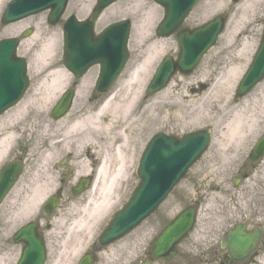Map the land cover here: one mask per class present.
<instances>
[{
  "label": "rangeland",
  "instance_id": "374dc122",
  "mask_svg": "<svg viewBox=\"0 0 264 264\" xmlns=\"http://www.w3.org/2000/svg\"><path fill=\"white\" fill-rule=\"evenodd\" d=\"M9 1L11 0H4L0 5V16ZM233 1L219 0L211 7V9H216L206 15L208 10L203 7L208 0H199L197 6L183 22L182 27L193 29L208 22L216 15L227 12L226 27L218 37L215 46L207 52L198 68L190 76H173L164 91L148 99H143L145 88L156 65L163 56L174 58L177 52L174 35L167 39H158L154 34L157 24L163 17L162 8L152 0H122L110 7L109 10L107 9L105 19L100 20L99 18L97 22L95 21L94 31L96 33L107 25L121 20L129 21L131 26L127 47L128 61L111 90V94L115 98L114 102H120L122 105L120 111L125 107H130L129 113L119 121L116 114L109 110L106 111L102 117V124L105 127L100 131V138L108 141V137H116L119 144H123L125 141L124 151L128 156L133 157V161L128 165L129 167L130 164L132 165L128 176L129 180L126 182L119 179L115 186L114 195L118 196L115 197V201L110 203L111 208L106 213L108 215L105 220L95 226L89 238L86 234L81 236L78 243L73 239L75 229L70 233L73 228L70 224L71 219L63 214L69 213L71 206L81 208L87 204L88 198L84 194L72 198L70 193V189L83 176L77 178L74 176L76 169L68 155L62 154L51 164L44 166L39 161V154L53 145H55V149L59 150L57 145L59 140L55 136L58 137L67 132L72 119L82 115V112L78 113L80 110H85L87 113L88 109H96L101 104L100 98L94 94L91 95L98 67H93L82 79L75 81L62 62V26L65 19L71 15L75 16L77 20L87 19L96 0H69L59 26L47 24V13H40L27 17L21 22L0 28V40L18 39L17 55L26 60L29 78V86L22 101L0 117L2 123L0 128L5 130L9 127L8 131L14 134L10 142L4 146V148L10 147L9 149L12 151L2 154L0 168L15 159L21 160L19 152L22 148V174L0 207V260L2 259V264H16L20 257L21 245L14 244L12 236L21 226L36 219L39 221L40 232H42L47 246L46 264H76L86 251H90L89 249L96 246L94 245L96 236L105 227L112 214L126 203L137 186L138 179L135 171L138 160L147 141L156 133L182 137L197 130H208L211 136L210 147L160 206L156 213L158 217L167 212L169 218H173L179 210L194 205L198 198L214 199L215 206L212 211L215 213L218 210H224L222 205L229 196L247 198L248 205L253 210L259 203L264 202V174H259L262 177V179L258 177L262 182L260 186L245 183L233 187L231 179H229L233 174L232 168H235V163H240V157L245 155L250 145L248 142L236 148L233 142L230 143L232 135L225 136L231 129H235L234 125L236 124L232 123V118L238 112H244V121L241 122L240 129H235V132L241 130L240 132L246 133L248 138L255 139L264 129V80L247 95L234 101L236 86L248 67L261 38L264 0H259L262 5L257 7L254 17H252L254 13L243 15L242 5L245 0H238L236 3ZM152 8L156 10L155 16L152 17L153 19L149 18L150 24L145 27L141 38L135 43V27L142 24ZM27 32L28 35L25 37L24 34ZM50 36L58 39L54 65L52 64L53 59L44 53L45 40ZM149 37L152 38L151 41L148 40ZM151 43H162L164 54L156 59V63L151 58V64H148L146 73L139 78L138 83H135L133 94H130L129 91L125 93L122 87L128 83L127 81L137 65L143 64L148 58V46ZM246 44H248L247 47ZM235 66L239 68V71L235 76V81L231 84L232 89L219 88L217 82L221 80L223 70ZM56 70L66 73V81L62 85V89L56 92L51 100H46L44 97L48 91L46 87L52 82L50 74ZM83 79L86 81L85 86L78 90V85ZM75 82L76 87H74ZM198 84L206 87L202 89ZM192 87H195L198 92L193 93ZM69 88L75 90L71 107L62 118L53 120L50 117V111L64 90ZM136 93L138 94L136 95ZM28 98H33L32 104L22 109V103ZM45 103H47L46 107L41 109L40 105ZM196 109L202 110L207 115L204 121L184 119ZM7 114L11 116L4 119ZM43 132L44 135H42ZM241 136L243 134L239 135V137ZM85 150L83 159L89 160L87 149ZM64 161L65 166H62ZM96 164L99 165V161H96ZM67 167H70V170ZM70 174L71 176L68 178ZM46 178V183H50L49 188L45 189L46 197L25 211V208L28 207L26 203L32 199L31 196L28 197V189L42 186ZM60 181H62L61 184ZM55 185L57 188L54 190ZM59 187L61 200L57 210L48 218L42 216V204L50 195L55 194ZM91 197L96 198L98 194L93 192ZM47 223L49 225H46ZM140 231L135 229L122 240L108 246L107 249L113 247V250L105 255L96 254L95 264H142L133 261V243L137 234L141 233ZM74 245L85 246L76 259L70 253L67 254V251Z\"/></svg>",
  "mask_w": 264,
  "mask_h": 264
},
{
  "label": "water",
  "instance_id": "95a60500",
  "mask_svg": "<svg viewBox=\"0 0 264 264\" xmlns=\"http://www.w3.org/2000/svg\"><path fill=\"white\" fill-rule=\"evenodd\" d=\"M69 0H13L2 15L1 24L17 22L31 15L49 10L47 22L56 25ZM117 0H98L91 22H76L70 18L64 26L63 63L75 78H81L93 65L100 66L96 90L106 92L122 70L128 59L127 42L128 22L109 26L97 37L93 35V21L103 9ZM165 10L162 23L156 29L158 37H169L178 30L183 20L198 0H153ZM227 13L218 15L212 21L194 30H181L177 35L179 55L176 61L165 58L156 70L146 94L153 95L164 89L171 77L178 71L189 75L197 67L201 57L215 44L223 31ZM264 24V22H263ZM28 32L24 34L26 37ZM18 40L9 39L0 42V115L14 106L23 96L27 86L26 61L17 58ZM264 78V30L259 48L246 74L240 81L236 93L244 96ZM73 93L66 92L51 112L53 119L61 118L68 111ZM208 131H198L182 139L157 134L146 146L141 157L137 176L139 185L128 204L113 217L107 229L98 238L100 246L109 245L132 230L141 220L155 211L187 170L198 160L209 144ZM256 150V151H255ZM264 151V136L254 149V153ZM255 158V157H254ZM252 158V159H254ZM21 171L18 162L12 163L0 171V203L13 186ZM86 189L82 181L73 194ZM57 206V199L51 198L43 207L49 215ZM195 211L187 210L168 226L154 243L153 257L165 256L170 259L173 247L180 238L186 236L194 224ZM252 236L238 237L231 234L226 244L232 256L246 252L252 246ZM13 241L23 242L20 260L17 264H44L46 249L38 237L36 226L28 225L17 232ZM93 255L88 254L78 264H93Z\"/></svg>",
  "mask_w": 264,
  "mask_h": 264
},
{
  "label": "bare ground",
  "instance_id": "6f19581e",
  "mask_svg": "<svg viewBox=\"0 0 264 264\" xmlns=\"http://www.w3.org/2000/svg\"><path fill=\"white\" fill-rule=\"evenodd\" d=\"M218 1L219 0H208V2L203 7L206 8V10H208L206 15H209L210 13H212L213 9H216V8L211 9V7H213L216 3H218ZM3 2L4 0H0V5ZM118 2L114 3L110 7L114 6ZM260 5L262 4L259 0H245V2L242 5L243 15L247 16L249 13H254L252 14V17H254L253 15H256L258 9L257 7ZM110 7H108L107 9L109 10ZM107 9L103 11L100 20L105 19L106 17L105 12L108 11ZM155 13L156 10L152 8V10L149 11V13L146 16V19L142 22V24L140 26L135 27L136 29V32L134 34L135 43L139 41L143 31L145 30V27L150 24V22H148L150 20L149 18L154 17ZM250 17L248 18L249 20ZM60 24L61 23L59 22L56 26H59ZM148 40L151 41L152 38L149 37ZM45 42L46 43L44 44L45 47L44 53L45 55L53 59L52 64L54 65V58L58 47V39L56 37L50 36L45 40ZM247 46L248 44H246V47ZM162 47H163L162 43L149 44L148 58L143 62V64L137 65V67L131 73L129 80L127 81L128 83H126V85L122 87L125 93L129 91L130 94H133L132 91L135 88V83H138L139 78L146 73V68L148 67V64L149 65L151 64L150 59L153 58L156 63L157 62L156 59H159L158 57L164 54V50ZM238 71L239 68L236 66L229 69H224L223 76L221 77V80L217 82V86L219 88L228 87V89L231 90L232 89L231 84L233 81H235V76L237 75ZM65 74L64 71H60V70L51 72L50 76L52 77V82L49 86L46 87V90H48L47 94L45 96L43 95L46 100H51L54 94L62 89V85H64V81H66ZM85 82H86L85 79L81 80V82L78 85V90L84 88ZM193 90H196V88L192 87L191 91ZM137 94L138 93H136V95ZM32 100L33 98H28L27 100H25L21 105L22 109H25L28 105H31ZM114 100L115 98L111 94L105 99H103L101 101V104L96 109L90 108L88 109L87 113L85 112V110H80V112L78 113L82 112V115L80 117H76L72 119L69 127L67 128V132L61 134L58 137L55 136L59 140L57 141L59 150L55 149L54 148L55 145H53L52 147L40 152L39 154L40 155L39 161L44 166L51 164L56 160L58 156L64 154V155H68L73 161V165L76 169L74 176L76 178L79 176L90 175L91 173H93L94 175V180L92 182L90 189L84 193V196H87L86 198H88L86 202L87 204L83 205L81 208H76V206H71L70 212L69 213L67 212V214L65 213L63 214L71 219L70 224L71 227L73 228L70 230L71 231L70 233H72L73 230L75 229V232H73L75 233L73 239L74 242L76 243H78L80 237L85 234L86 236L88 235L87 238H89L90 234L93 233L95 226H98L102 220L103 221L105 220V218L108 215L106 213H108L110 211L109 209L111 208L110 203L115 201V197L118 196V195L116 196L114 195L116 190L115 187L116 184L118 183L119 179H122L127 182L129 180L128 176L132 169V165L130 164V167L128 165L129 163H132L133 157L128 156V154L125 153L124 151L125 141H123V144L122 143L119 144L116 137H108V141L102 140L100 138V131L105 127L102 124V117L106 113V111L109 110L111 113L116 114L119 121H121L120 119H122L127 115V113H129L130 107H125L124 110L120 111L122 109L121 103L120 102L116 103L114 102ZM46 105L47 103L42 104L40 105V108L44 109ZM243 114L244 112L240 111L232 118V123L236 124L234 125L235 129H240L241 122L244 121ZM7 115L4 117V119L6 118L8 119L11 116V115L7 116ZM206 116L207 115L202 110L196 109L193 110L184 119L192 120V121L193 120L204 121L206 119ZM0 124H2L1 121ZM8 129L9 127H7V129L5 130H2L0 128V160H2L3 153H5L6 151L9 152L10 147L4 148V146L8 142H10V140L14 136V134L8 131ZM235 129H231L228 133L225 134V136H231V135L232 137L236 136L237 134L235 132ZM42 135H44V132ZM85 149H87L89 160L83 159V152L86 151ZM96 161H99V165L96 164ZM68 169L70 170V167H68ZM46 181L47 178L45 179L42 186H35L33 189L32 188L28 189L29 190L28 197L31 196L32 201L28 200V202L26 203L28 207L25 208V211L27 209L29 210L35 204L40 203L41 199L46 197L45 189L49 188L48 185L50 184L49 182L46 183ZM56 188L57 186L55 185L54 190ZM93 192L97 193L98 197L96 198L91 197V194ZM84 248L85 246L83 245L82 246L74 245L67 251V254L70 253V255H72L76 259L77 256L84 250ZM112 248L113 247H110L108 249L107 247L103 248L100 250L98 255L103 256L107 252L112 251L113 250ZM67 259L69 260L68 257ZM1 261L2 259L0 260V264H2Z\"/></svg>",
  "mask_w": 264,
  "mask_h": 264
},
{
  "label": "flooded vegetation",
  "instance_id": "af4514ba",
  "mask_svg": "<svg viewBox=\"0 0 264 264\" xmlns=\"http://www.w3.org/2000/svg\"><path fill=\"white\" fill-rule=\"evenodd\" d=\"M94 95L101 99V95L96 93ZM236 134V137L230 138V143L233 142L236 148L248 142L250 145L245 155L240 157V163H235V168H232L233 174L229 177L232 186L235 187L245 183L260 186L262 182L259 178L262 179L261 175L264 174V153L257 159L251 160L250 150L262 133H259L255 139L246 137V133L240 131H236ZM241 134L243 136L239 137ZM19 153L22 163V148ZM70 176L71 174L68 175V178ZM93 177V175L89 177L90 185ZM70 193L72 196V188ZM56 196L61 198L60 190ZM192 206L197 210L198 229L195 227L188 237L180 241L176 247V256L172 261L167 262L165 259H160L154 262L152 256L153 242L172 221L169 214L165 212L159 217L155 213L136 228V230H141V233L137 234L133 243L134 263L264 264V202L259 203L253 210L249 207L247 198L229 196L222 205L224 210H218L216 213L212 211L215 206L214 199L198 198ZM236 231H238L237 234L240 238L249 235L253 237L250 239L253 247L249 248L244 254H238L239 259L237 260L231 256L228 248L224 245L227 242L229 233ZM93 250L99 253L98 248L94 247Z\"/></svg>",
  "mask_w": 264,
  "mask_h": 264
}]
</instances>
